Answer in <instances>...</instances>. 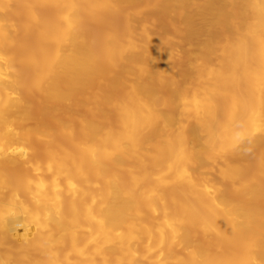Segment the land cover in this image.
Here are the masks:
<instances>
[{"label":"bare ground","instance_id":"obj_1","mask_svg":"<svg viewBox=\"0 0 264 264\" xmlns=\"http://www.w3.org/2000/svg\"><path fill=\"white\" fill-rule=\"evenodd\" d=\"M0 264H264V0H0Z\"/></svg>","mask_w":264,"mask_h":264}]
</instances>
